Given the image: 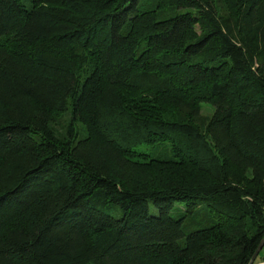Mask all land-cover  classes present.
<instances>
[{"label": "trees", "instance_id": "trees-1", "mask_svg": "<svg viewBox=\"0 0 264 264\" xmlns=\"http://www.w3.org/2000/svg\"><path fill=\"white\" fill-rule=\"evenodd\" d=\"M263 235L264 0H0V264H247Z\"/></svg>", "mask_w": 264, "mask_h": 264}, {"label": "rangeland", "instance_id": "rangeland-1", "mask_svg": "<svg viewBox=\"0 0 264 264\" xmlns=\"http://www.w3.org/2000/svg\"><path fill=\"white\" fill-rule=\"evenodd\" d=\"M203 107H202V111L204 112H207V105L205 103L202 104ZM136 150L140 149V150H143L144 152H148V153H154L155 151L159 150V147L156 146V145H146L144 144L143 142L141 143H138L137 145H135V148ZM260 253L263 254L264 253V246L263 248L260 250Z\"/></svg>", "mask_w": 264, "mask_h": 264}, {"label": "water", "instance_id": "water-1", "mask_svg": "<svg viewBox=\"0 0 264 264\" xmlns=\"http://www.w3.org/2000/svg\"><path fill=\"white\" fill-rule=\"evenodd\" d=\"M259 244L256 246L253 254L251 255L252 257L248 260L247 264H252L253 260L256 259L257 256V252L259 251V249L264 245V235L262 236V238H260Z\"/></svg>", "mask_w": 264, "mask_h": 264}, {"label": "built area", "instance_id": "built-area-1", "mask_svg": "<svg viewBox=\"0 0 264 264\" xmlns=\"http://www.w3.org/2000/svg\"><path fill=\"white\" fill-rule=\"evenodd\" d=\"M262 264H264V262H262Z\"/></svg>", "mask_w": 264, "mask_h": 264}]
</instances>
